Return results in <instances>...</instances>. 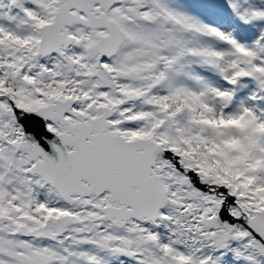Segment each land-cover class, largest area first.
Returning a JSON list of instances; mask_svg holds the SVG:
<instances>
[{
  "label": "snow or ice",
  "instance_id": "6c2138e0",
  "mask_svg": "<svg viewBox=\"0 0 264 264\" xmlns=\"http://www.w3.org/2000/svg\"><path fill=\"white\" fill-rule=\"evenodd\" d=\"M0 264H264V0H0Z\"/></svg>",
  "mask_w": 264,
  "mask_h": 264
}]
</instances>
